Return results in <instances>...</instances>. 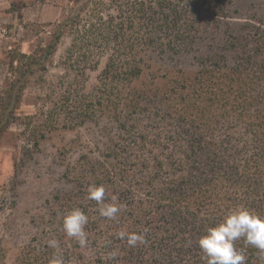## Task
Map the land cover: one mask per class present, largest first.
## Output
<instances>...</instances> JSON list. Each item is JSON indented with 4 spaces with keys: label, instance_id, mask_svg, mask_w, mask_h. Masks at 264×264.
I'll list each match as a JSON object with an SVG mask.
<instances>
[{
    "label": "trees",
    "instance_id": "obj_1",
    "mask_svg": "<svg viewBox=\"0 0 264 264\" xmlns=\"http://www.w3.org/2000/svg\"><path fill=\"white\" fill-rule=\"evenodd\" d=\"M71 2L75 12L51 24L42 55L15 57L17 75L0 97L1 138L18 118L28 74L63 36L73 35L67 59L82 73L99 63L87 65L90 56L108 52L100 94L68 108L72 128L107 109L116 133L103 160L75 169L80 191L55 197L48 240L59 241L65 264H205L198 240L207 228L238 206L264 215V31L256 41L239 35L226 51L200 53L191 71L178 61L196 50L202 33L220 28L204 16L218 0ZM154 55L173 63L162 79L145 78ZM228 60L233 65L224 72ZM93 183L106 187V202L116 195L124 206L116 220L101 217L87 199ZM77 207L89 216L85 248L62 227L64 214ZM120 231L143 232L145 243L129 247ZM47 241L39 238L15 264H50L56 250ZM236 247L245 264H264L244 238Z\"/></svg>",
    "mask_w": 264,
    "mask_h": 264
},
{
    "label": "rangeland",
    "instance_id": "obj_2",
    "mask_svg": "<svg viewBox=\"0 0 264 264\" xmlns=\"http://www.w3.org/2000/svg\"><path fill=\"white\" fill-rule=\"evenodd\" d=\"M218 2V8L204 11V16L212 17L220 28L202 33L196 50L178 61L191 71L197 69L200 53L226 51L239 35L256 41L264 31V0ZM73 6L71 0H0V97L17 75L19 62L13 61L18 53L41 54L51 39V24L75 12ZM72 42L73 35L67 33L50 59H44V66L40 62L36 72L28 74L18 118L0 138V264H15L39 238L47 241L54 235L55 197L80 191L75 169L88 160H103L116 133L109 111L102 108L72 128L69 104L89 103L100 94L108 59V52L90 56L87 65L98 58L99 63L82 73L67 59ZM149 64L145 78L154 74L162 79L173 67L170 59L159 55ZM231 65L228 60L223 71Z\"/></svg>",
    "mask_w": 264,
    "mask_h": 264
},
{
    "label": "clouds",
    "instance_id": "obj_3",
    "mask_svg": "<svg viewBox=\"0 0 264 264\" xmlns=\"http://www.w3.org/2000/svg\"><path fill=\"white\" fill-rule=\"evenodd\" d=\"M106 194L107 189L102 184H89L87 188V199L97 203L99 215L108 220H116L124 206L118 202L116 195L111 196L110 202H106ZM88 223L89 216L77 207L64 214L62 227L68 238L74 239L81 248H85L88 244ZM117 236L121 240L126 239L129 247L145 243L143 232L120 231ZM241 238L264 254V215L245 206H238L229 210L221 222L207 228L198 240L205 264H245L244 251L236 247V242ZM47 245L56 250L50 264H65L59 241L49 239ZM116 255L113 251L108 259H115Z\"/></svg>",
    "mask_w": 264,
    "mask_h": 264
}]
</instances>
